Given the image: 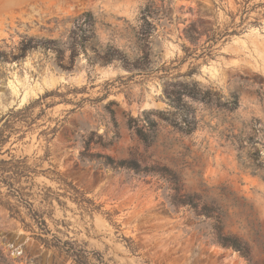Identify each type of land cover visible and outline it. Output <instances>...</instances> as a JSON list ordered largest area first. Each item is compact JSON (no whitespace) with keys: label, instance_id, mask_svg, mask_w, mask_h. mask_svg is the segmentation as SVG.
Listing matches in <instances>:
<instances>
[{"label":"rangeland","instance_id":"1","mask_svg":"<svg viewBox=\"0 0 264 264\" xmlns=\"http://www.w3.org/2000/svg\"><path fill=\"white\" fill-rule=\"evenodd\" d=\"M112 2L0 0V160L50 232L1 187L0 264H264V0Z\"/></svg>","mask_w":264,"mask_h":264},{"label":"trees","instance_id":"2","mask_svg":"<svg viewBox=\"0 0 264 264\" xmlns=\"http://www.w3.org/2000/svg\"><path fill=\"white\" fill-rule=\"evenodd\" d=\"M1 121L2 119L0 120V122ZM6 130H9L10 132L15 131L14 124L9 120H6L0 127V154L2 151V147L9 139L8 136L4 135ZM119 165V167H123L124 164L121 163ZM150 173L159 175L163 180L170 184L171 190L174 191V193L178 196L176 202L178 205H191L192 200L190 199V197L186 195H180L181 190L178 186L179 181L174 175L169 174L166 170H151ZM32 174H37V172L30 166H27L26 159L19 160L11 158L10 160H0V188L5 187L7 190V194L4 196V199H13L16 202V205H10L8 201H5L4 206L6 207L10 216L15 219L20 218V210L18 209V205L24 206V208L28 211L27 215H29L32 219V225L35 226L36 229H38L40 235H49L50 232L47 230V225L45 223V220L43 219L42 214H38L36 211H34L31 203L23 199L24 195L21 193V189L18 187L22 179H24L25 181L31 180ZM57 181H59L58 183H62L64 186H66L68 190H71L74 195H78V192L74 188H72L71 185L66 184V182L61 179H58ZM48 192L50 193L49 190ZM66 193H68L67 190L65 191L63 196H66ZM50 197V194H47L43 197L42 201L48 203L51 200ZM2 199L3 198H1L0 193V202ZM81 201L92 205L90 201ZM211 220H213V218H211ZM25 228L30 227L25 226ZM40 235L36 236V239L46 248L58 249L61 253H64L68 258H71L76 263H79L81 260H87V252H85L84 250H78L77 248H75L73 243L62 242L60 239L53 235H51L52 239L50 241H47L46 239L41 238ZM211 241L224 248H231L235 250L249 261L248 252L240 245L237 240L223 236L222 227L218 223L213 227Z\"/></svg>","mask_w":264,"mask_h":264},{"label":"bare ground","instance_id":"3","mask_svg":"<svg viewBox=\"0 0 264 264\" xmlns=\"http://www.w3.org/2000/svg\"><path fill=\"white\" fill-rule=\"evenodd\" d=\"M112 1V0H111ZM114 2V3H113ZM113 4H118V5H121V4H129L130 3V0H113Z\"/></svg>","mask_w":264,"mask_h":264}]
</instances>
